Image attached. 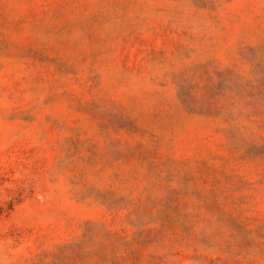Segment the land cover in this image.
<instances>
[{"label":"rangeland","instance_id":"rangeland-1","mask_svg":"<svg viewBox=\"0 0 264 264\" xmlns=\"http://www.w3.org/2000/svg\"><path fill=\"white\" fill-rule=\"evenodd\" d=\"M0 264H264V0H0Z\"/></svg>","mask_w":264,"mask_h":264}]
</instances>
